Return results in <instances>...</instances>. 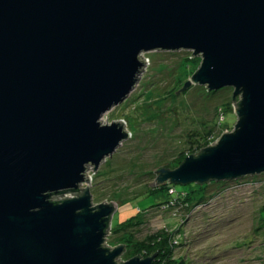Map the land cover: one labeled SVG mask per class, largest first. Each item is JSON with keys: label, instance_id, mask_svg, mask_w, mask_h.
Returning a JSON list of instances; mask_svg holds the SVG:
<instances>
[{"label": "water", "instance_id": "1", "mask_svg": "<svg viewBox=\"0 0 264 264\" xmlns=\"http://www.w3.org/2000/svg\"><path fill=\"white\" fill-rule=\"evenodd\" d=\"M155 49L200 55L192 81L233 87L237 115L157 183L264 173V0H0V264H154L107 244L118 206L87 171L131 136L101 118Z\"/></svg>", "mask_w": 264, "mask_h": 264}, {"label": "rangeland", "instance_id": "2", "mask_svg": "<svg viewBox=\"0 0 264 264\" xmlns=\"http://www.w3.org/2000/svg\"><path fill=\"white\" fill-rule=\"evenodd\" d=\"M193 53L142 52L145 69L139 81L101 118L104 124L123 119L131 135L96 172L87 171L93 202L114 201L118 206L107 244H126L119 257L126 261L150 236L177 230L176 255L184 257L185 264H264V173L195 186L174 184L193 194L194 202L210 200L192 211L179 205L176 214L161 209L163 205L156 207L166 198L164 189L154 191L160 183L157 170L178 167L188 154L232 131L237 120L233 87L208 90L192 81L202 63ZM133 218L134 224L120 227Z\"/></svg>", "mask_w": 264, "mask_h": 264}, {"label": "trees", "instance_id": "3", "mask_svg": "<svg viewBox=\"0 0 264 264\" xmlns=\"http://www.w3.org/2000/svg\"><path fill=\"white\" fill-rule=\"evenodd\" d=\"M203 149L204 148H202L195 155H199ZM184 159L181 161V163L184 161ZM190 185L195 186V185H202V184L192 183ZM155 187H156L154 188L155 192H158L161 189H164V191L166 192V198L161 203L156 205V207L163 205V208L161 207V209L167 208L168 210H175L177 209L179 205H183L184 208H186L188 211L190 210L192 211L194 207L201 205V204H205L206 202L210 200L206 198H200L198 201L194 202L193 194L186 192L185 188L177 189L176 186L172 183H167V182L161 183L160 182L159 185ZM169 191L171 192L169 193ZM185 193H187V195ZM174 212L176 211H173V213ZM134 218L124 222L120 227H122L123 225L129 224L131 222L134 224L135 223L133 222ZM262 218L264 219V216ZM184 221L182 219V223ZM176 232L177 230L176 231L175 230L163 231V233H157L153 235L152 237L150 236L149 241L140 245L141 251H139V253H137L136 255H139L141 257H147V256L157 253L158 255L154 261V264H185L184 259H183L184 257L182 258L179 257L180 258L179 259L178 256L176 255L175 249H176V246H178V243L175 242L173 238V235Z\"/></svg>", "mask_w": 264, "mask_h": 264}, {"label": "built area", "instance_id": "4", "mask_svg": "<svg viewBox=\"0 0 264 264\" xmlns=\"http://www.w3.org/2000/svg\"><path fill=\"white\" fill-rule=\"evenodd\" d=\"M171 192V191H170ZM176 212H174L175 214L177 213L178 209H175Z\"/></svg>", "mask_w": 264, "mask_h": 264}]
</instances>
